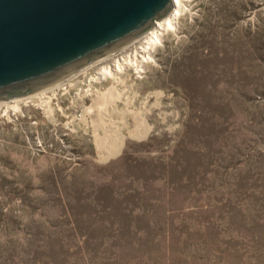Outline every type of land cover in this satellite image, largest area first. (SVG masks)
I'll use <instances>...</instances> for the list:
<instances>
[{
  "label": "rangeland",
  "instance_id": "rangeland-1",
  "mask_svg": "<svg viewBox=\"0 0 264 264\" xmlns=\"http://www.w3.org/2000/svg\"><path fill=\"white\" fill-rule=\"evenodd\" d=\"M184 3L127 72L147 130L105 158L81 117L110 80L87 81L139 38L0 103V264H264V0Z\"/></svg>",
  "mask_w": 264,
  "mask_h": 264
},
{
  "label": "water",
  "instance_id": "water-1",
  "mask_svg": "<svg viewBox=\"0 0 264 264\" xmlns=\"http://www.w3.org/2000/svg\"><path fill=\"white\" fill-rule=\"evenodd\" d=\"M171 0H0V103L64 83L154 28Z\"/></svg>",
  "mask_w": 264,
  "mask_h": 264
},
{
  "label": "bare ground",
  "instance_id": "bare-ground-1",
  "mask_svg": "<svg viewBox=\"0 0 264 264\" xmlns=\"http://www.w3.org/2000/svg\"><path fill=\"white\" fill-rule=\"evenodd\" d=\"M186 1L188 0H171L173 7H171L170 12L162 20L154 21V28L139 37L138 45L133 46L131 51L129 50V52L115 57L109 65L100 66L95 71V76L88 78L87 82L110 80V86L101 91L93 92L94 99L92 101L94 103L89 107H85V109L83 108L84 115L83 118L81 117L86 122L85 116H91L93 140L98 147V154L101 158H105L107 154L116 151L120 141V132L134 136L141 135L147 130L144 110L148 108V96H145L142 101L138 102L139 105H136L134 95L126 88L128 84L127 72L129 69H134L140 75L147 63L154 61V49L162 44L163 37L167 32L175 31L177 19L182 15L184 2ZM126 47L120 51L124 52L123 50ZM112 56H109V58ZM69 85L76 86L78 83L74 82ZM60 86L62 84L51 88V90L53 91L54 88ZM88 86V89L84 92L85 94L91 90L92 84L88 83ZM46 91L11 100L9 103L5 101L2 104L15 109L18 108L20 103L36 99L41 105H44L46 103L44 99ZM52 112L51 107L45 109L47 116H52Z\"/></svg>",
  "mask_w": 264,
  "mask_h": 264
}]
</instances>
